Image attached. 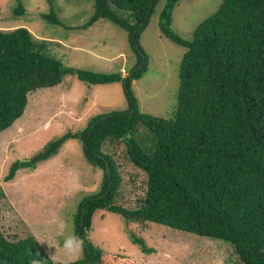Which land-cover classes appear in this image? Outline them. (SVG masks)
Wrapping results in <instances>:
<instances>
[{
  "label": "trees",
  "instance_id": "obj_1",
  "mask_svg": "<svg viewBox=\"0 0 264 264\" xmlns=\"http://www.w3.org/2000/svg\"><path fill=\"white\" fill-rule=\"evenodd\" d=\"M178 1L166 0L158 15L161 34L185 49L176 107L168 118L142 112L131 89L146 69L139 35L158 0H93L82 26L105 19L127 32L136 62L126 76L66 67L48 50V41L36 40L25 27L0 30V134L22 116L30 92L58 85L67 74L94 85L119 82L128 102L126 110L97 114L83 129L50 140L29 160L16 159L5 175L12 180L69 139L81 143L88 164L102 170L99 191L81 200L74 215L82 256L56 263L33 235L9 239L0 227V264H145L108 255L90 242L93 217L101 210L144 229L219 239L243 264H264V0H222L189 40L171 28ZM21 4L16 0V14L24 11ZM41 17L60 22L53 10ZM115 141L125 144L130 164L146 175L145 194L134 208L117 202L121 175L102 149ZM130 236L149 251L143 238Z\"/></svg>",
  "mask_w": 264,
  "mask_h": 264
},
{
  "label": "rangeland",
  "instance_id": "obj_2",
  "mask_svg": "<svg viewBox=\"0 0 264 264\" xmlns=\"http://www.w3.org/2000/svg\"><path fill=\"white\" fill-rule=\"evenodd\" d=\"M24 11L15 13L16 0H0V30L28 29L66 67L128 75L136 56L127 32L105 19L88 27L93 0H21ZM158 0L149 22L139 35L146 69L131 89L142 112L168 118L177 102L179 64L185 49L161 34ZM222 0H179L172 10L171 28L182 38H192L195 27L211 16ZM15 7V8H14ZM53 10L60 22L51 24L41 14ZM127 99L119 82L89 84L76 74L65 75L58 85L39 88L28 95L20 118L0 134V227L9 239L33 235L56 263L83 254L74 233V215L81 200L99 191L102 170L83 156L81 143L65 141L58 152L33 167L16 171L5 181L13 161L27 159L64 132L83 129L97 114L126 110ZM103 151L114 159L121 175L117 202L134 208L145 194L146 175L128 161L125 144L106 142ZM130 234L141 237L145 252ZM181 234L164 227L144 229L117 213L98 211L88 238L108 255L132 258L145 264H241L230 244L208 237ZM118 264H122L120 261ZM243 264V263H242Z\"/></svg>",
  "mask_w": 264,
  "mask_h": 264
},
{
  "label": "water",
  "instance_id": "obj_3",
  "mask_svg": "<svg viewBox=\"0 0 264 264\" xmlns=\"http://www.w3.org/2000/svg\"><path fill=\"white\" fill-rule=\"evenodd\" d=\"M25 160H27V159H22V161H25Z\"/></svg>",
  "mask_w": 264,
  "mask_h": 264
}]
</instances>
